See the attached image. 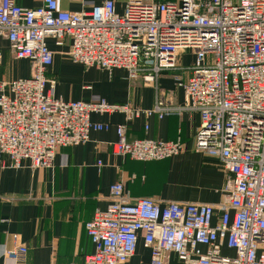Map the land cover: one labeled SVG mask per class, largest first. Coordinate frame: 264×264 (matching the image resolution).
I'll list each match as a JSON object with an SVG mask.
<instances>
[{
    "label": "built area",
    "instance_id": "built-area-1",
    "mask_svg": "<svg viewBox=\"0 0 264 264\" xmlns=\"http://www.w3.org/2000/svg\"><path fill=\"white\" fill-rule=\"evenodd\" d=\"M0 37L16 59L31 63L30 77L0 90V155L14 169L24 163L51 169L59 148L85 145L91 131L111 128L93 124V114L125 116L112 145L118 156L164 161L181 151L180 142L127 138L136 119L173 112L163 99L143 109L57 98V80L47 76L54 63L48 39L59 46L69 39L75 64L122 69L129 79L148 83L176 70L181 53L195 55L192 77L179 84L183 109L201 116L197 148L219 159L230 175L223 202L162 206L131 200L123 183H115L107 209L85 224L94 253L84 264H128L140 241L151 251V264H166L172 254L181 264H264V0H134L124 15L111 0L88 13L61 11L58 0H42L34 9L0 0ZM27 254L25 245L4 251L8 264H26Z\"/></svg>",
    "mask_w": 264,
    "mask_h": 264
},
{
    "label": "crops",
    "instance_id": "crops-1",
    "mask_svg": "<svg viewBox=\"0 0 264 264\" xmlns=\"http://www.w3.org/2000/svg\"><path fill=\"white\" fill-rule=\"evenodd\" d=\"M15 1L30 9L42 5V0ZM111 1L117 13L124 15L134 0ZM103 2L58 0L59 9L71 13L91 12ZM47 43L54 52V63L47 76L57 80V98L87 103L104 100L143 109H152L158 99H163L173 112L164 119L158 116L136 119L128 125L127 138L180 142L181 151L172 159L150 162L114 154L112 145L118 141L116 126L125 124V116L113 113L93 114V124H110L111 128L91 131L90 141L85 145L59 148L51 169L33 170L28 163L22 169H14L9 159L0 155V264H8L5 250L14 251L22 245L28 250L26 264H84L86 257L94 253L85 224L96 210L107 209L112 201L110 188L118 182L124 185L125 197L152 199L162 206L173 202L207 205L223 202V189L230 175L219 159L197 148L201 116L183 109L185 93L179 84L193 75L194 53H181L176 70L163 72L156 82L148 83L143 77L129 79L122 69L107 71L73 63L69 39L62 46L54 39H48ZM1 51L5 57L0 60V90L3 83L31 76V63L15 58L6 37H0ZM12 62L24 64L25 74L14 75ZM128 264H151V251L142 241ZM166 264L181 262L172 254Z\"/></svg>",
    "mask_w": 264,
    "mask_h": 264
},
{
    "label": "rangeland",
    "instance_id": "rangeland-1",
    "mask_svg": "<svg viewBox=\"0 0 264 264\" xmlns=\"http://www.w3.org/2000/svg\"><path fill=\"white\" fill-rule=\"evenodd\" d=\"M189 53H192L191 51H188ZM1 54H2V59L4 60V53L1 51ZM3 63V62H2ZM11 66H12V68L14 69V71H15V73H14V75H16V76H18V75H24L25 74V72H26V69H25V67H24V64H22V63H19V62H12V64H11ZM228 255L230 256V257H235V253H234V251H230L229 253H228Z\"/></svg>",
    "mask_w": 264,
    "mask_h": 264
}]
</instances>
